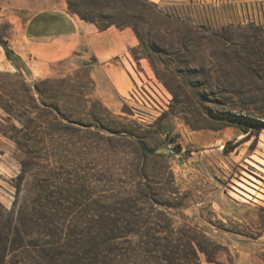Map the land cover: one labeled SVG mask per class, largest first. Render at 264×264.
I'll return each instance as SVG.
<instances>
[{
	"label": "rangeland",
	"instance_id": "1",
	"mask_svg": "<svg viewBox=\"0 0 264 264\" xmlns=\"http://www.w3.org/2000/svg\"><path fill=\"white\" fill-rule=\"evenodd\" d=\"M148 1L177 22L152 48L129 41L124 90L97 88L91 62L20 76L0 46L2 226L55 232L29 233L6 264L47 257L51 241L65 264H88L91 232L113 213L122 227L197 225L234 264H263L264 129L246 141L239 128L264 124V0ZM41 10L70 14L66 0H0V38L15 54ZM249 189L260 195L240 194Z\"/></svg>",
	"mask_w": 264,
	"mask_h": 264
},
{
	"label": "trees",
	"instance_id": "2",
	"mask_svg": "<svg viewBox=\"0 0 264 264\" xmlns=\"http://www.w3.org/2000/svg\"><path fill=\"white\" fill-rule=\"evenodd\" d=\"M66 5L71 15L76 16L85 23L94 25L98 31H105L110 27L118 30L130 28L145 48H152L150 38L153 33L158 37L163 31H167L171 24L177 22L176 18L165 13L158 4L148 0H66ZM140 26L147 27L146 36L140 34ZM0 46L5 58L13 65L18 74L20 76L22 74L29 75L25 63L1 38ZM26 91L28 94L30 93L29 90ZM0 106L5 112L9 113L5 106ZM44 106L51 107L60 116L61 120L66 121L68 124L81 125L62 114L58 107ZM95 122L98 123L97 120ZM239 129L246 134L245 137L250 138L264 129V124L255 127L250 123H245ZM234 147L228 148L224 145L223 150L229 153ZM130 201L132 202V200ZM122 215L126 218L135 217V214L130 210L124 211ZM119 217L121 216L111 214L107 217L105 226L91 232L88 246V256H90L88 264H234V258L210 237L207 230L197 225L183 224L177 228L158 225L122 227L118 225L117 218ZM3 220L4 218L0 214V264H6V257L9 253L15 254L20 251L22 247L20 243H23L24 237L29 233L44 234L46 237H53L52 235L55 234L47 228L44 230H30L31 232L27 234L20 229V227H25L22 224L23 220H18L14 225L10 224L6 227L2 226ZM127 237H135L137 240L134 242L128 241L130 246L123 248L122 241ZM99 240L102 243H99ZM47 245L50 247L49 255L36 261L33 260V264H65L53 254V251H55L54 242L51 241ZM101 245L104 247L102 263L97 258V255H99L98 248ZM223 253L227 255V263L220 262ZM260 258L264 264V253L261 254ZM81 263H85L84 258L77 257L71 262L67 261V264ZM19 264L23 263L20 262Z\"/></svg>",
	"mask_w": 264,
	"mask_h": 264
},
{
	"label": "crops",
	"instance_id": "3",
	"mask_svg": "<svg viewBox=\"0 0 264 264\" xmlns=\"http://www.w3.org/2000/svg\"><path fill=\"white\" fill-rule=\"evenodd\" d=\"M133 36L129 28L98 31L63 10H41L23 24L22 49L16 54L31 76L33 66L50 70L91 62L97 88L106 80L111 90L120 91L125 88L124 67L129 65L128 45Z\"/></svg>",
	"mask_w": 264,
	"mask_h": 264
},
{
	"label": "bare ground",
	"instance_id": "4",
	"mask_svg": "<svg viewBox=\"0 0 264 264\" xmlns=\"http://www.w3.org/2000/svg\"><path fill=\"white\" fill-rule=\"evenodd\" d=\"M250 139L251 138H248V139H246V141H250ZM254 187H256L255 185H253ZM241 190V189H240ZM250 191H248L247 193H245V192H240V194L241 195H243V196H245L246 198H250V195H252V194H256V196H259L260 194L259 193H257V192H255L253 189H249ZM245 191V190H244Z\"/></svg>",
	"mask_w": 264,
	"mask_h": 264
}]
</instances>
